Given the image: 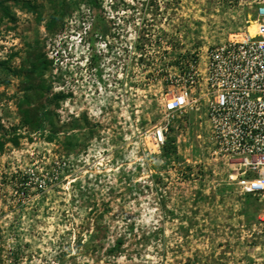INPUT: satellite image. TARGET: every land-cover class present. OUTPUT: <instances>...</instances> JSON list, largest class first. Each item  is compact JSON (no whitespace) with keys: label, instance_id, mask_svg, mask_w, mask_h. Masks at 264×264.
Returning <instances> with one entry per match:
<instances>
[{"label":"rangeland","instance_id":"1","mask_svg":"<svg viewBox=\"0 0 264 264\" xmlns=\"http://www.w3.org/2000/svg\"><path fill=\"white\" fill-rule=\"evenodd\" d=\"M0 1V264H264L257 203L211 154L204 109L167 120L175 153L152 137L179 62L247 12Z\"/></svg>","mask_w":264,"mask_h":264},{"label":"built area","instance_id":"2","mask_svg":"<svg viewBox=\"0 0 264 264\" xmlns=\"http://www.w3.org/2000/svg\"><path fill=\"white\" fill-rule=\"evenodd\" d=\"M222 1L249 12L255 33L243 18L203 55L179 62L152 137L163 144L170 116L203 108L211 154L227 166L226 180L255 199V227L264 236V0Z\"/></svg>","mask_w":264,"mask_h":264},{"label":"trees","instance_id":"3","mask_svg":"<svg viewBox=\"0 0 264 264\" xmlns=\"http://www.w3.org/2000/svg\"><path fill=\"white\" fill-rule=\"evenodd\" d=\"M91 5L93 7L97 6V0H89ZM0 6L2 8H5L2 6V2L0 1ZM96 17V21L98 22V27L101 28V33L103 32V30L105 29V24H104V20L100 15H95ZM92 29L93 31L97 28V24H92ZM64 95H60L57 94L56 98H62ZM162 149H163V154H165V156L171 155L173 153H175V147L173 145V137L170 136H166V139L162 145ZM249 196V194H247ZM101 232L103 234H105V230L101 229ZM120 245H121V239H117L116 242L114 243V245L108 250L110 253H116L119 249H120Z\"/></svg>","mask_w":264,"mask_h":264},{"label":"bare ground","instance_id":"4","mask_svg":"<svg viewBox=\"0 0 264 264\" xmlns=\"http://www.w3.org/2000/svg\"><path fill=\"white\" fill-rule=\"evenodd\" d=\"M247 13L248 14H246V16H245L247 23H245V24H246L247 29L250 31V33L253 34V33H255V30H256V24L253 21L251 14L249 12H247Z\"/></svg>","mask_w":264,"mask_h":264}]
</instances>
